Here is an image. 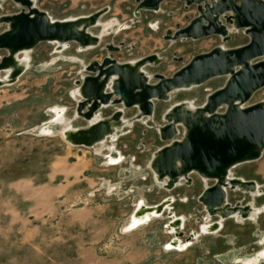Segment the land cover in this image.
<instances>
[{"label":"rangeland","instance_id":"obj_1","mask_svg":"<svg viewBox=\"0 0 264 264\" xmlns=\"http://www.w3.org/2000/svg\"><path fill=\"white\" fill-rule=\"evenodd\" d=\"M35 1L37 9L56 21L108 9L102 22L118 21L128 28L121 31L115 27L98 47L86 52H80L75 43H70L63 53H58L55 42L40 43L29 51L30 67L19 82L0 88V264H241L235 259L261 254L264 213L243 222L234 217L222 221L218 215L210 216L199 201L205 189L215 185L214 181L193 173L191 185L183 183L173 191L156 181L151 160L170 143L161 140L157 128L144 122L126 126L124 135L114 142L124 161L109 166L107 148L101 154L94 149L73 148L59 134L63 125L52 123L53 108L60 107L67 110V122L76 128L86 126L83 119L75 117L79 97H73L72 92L78 88L77 81L90 75L86 67L92 62L102 63L111 54L119 64L157 55L161 64L149 65L145 71L169 78L193 57L216 47L244 46L249 37L240 31L232 35L229 43L217 36L200 41L166 40L168 31L174 33L198 16L195 5L187 8L179 0H167L159 11H142L140 17L135 15L136 0ZM2 2L0 19L24 9L13 0ZM7 29L8 25L0 22V35ZM91 31L98 36L102 28ZM109 45L120 51L111 53ZM7 55V51L0 50V61ZM225 82L224 77L216 78L175 92L168 102H155V124L166 125L165 113L179 103L190 101L201 107L208 95ZM258 103H264V88L247 105ZM116 109L103 110V117H110ZM136 113V109L126 110L125 119ZM46 126L54 134L37 133L38 128ZM182 133L181 129L175 139L180 140ZM232 173L236 178L259 183L260 194L229 190V203L264 207V154L257 161L234 167ZM168 197H175L172 212L186 219L184 229L178 232L183 234L182 241L201 233L206 222L222 221L223 229L200 235L185 252L166 250L175 236L169 227L168 211L136 232L124 231L140 200L145 198L148 205L155 206Z\"/></svg>","mask_w":264,"mask_h":264},{"label":"water","instance_id":"obj_2","mask_svg":"<svg viewBox=\"0 0 264 264\" xmlns=\"http://www.w3.org/2000/svg\"><path fill=\"white\" fill-rule=\"evenodd\" d=\"M13 1L24 9L17 15L0 19L1 23L8 25L7 31L0 35V50L8 53L0 61V71L8 67L12 56L30 51L43 42L67 46L75 43L80 50L100 45L99 39L90 35L88 30L98 27L97 22L103 16L101 11L79 17L76 21H53L47 13L34 7L35 0ZM165 1L136 0L135 15L140 17L142 11L157 12ZM179 1L187 8L195 5L198 16L186 27L178 28L174 33L168 31L166 40L200 41L217 36L229 43L233 34L242 31L249 37V42L232 49L216 47L197 55L169 78L162 75L147 77L145 68L149 65L156 67L162 62L157 55L138 60L135 66L132 62L117 63L112 54L102 63L92 62L86 67L90 75L76 82L81 96L75 117L83 119L87 123L83 128L89 129V121L97 115L102 116L103 110L116 106V111L107 119L119 122L125 119L126 110L136 109V115L126 120L144 122L151 127L146 122L154 120L155 102H168L175 92L202 86L216 78H226L224 86L208 95L206 102L194 112L179 103L165 113L166 125L151 127L159 130L162 141H170L151 160L154 178L157 176L159 182L167 180L168 185L162 186L169 191L177 188L181 177H188L182 182L191 185L190 175L193 173L214 181L215 185L206 188L199 201L210 216H220L218 209L227 200L223 186L228 187L225 179L229 170L257 161L264 153V103L247 105L254 94L264 88V0ZM107 49L111 53L120 51L119 47L112 45ZM153 79L155 83H151ZM181 129L182 138L177 140ZM85 130L80 131L76 142H70L72 147L90 148L99 142L96 139L85 141ZM91 130L104 133L99 127ZM231 183L235 187L238 181ZM254 183L248 181L247 189H253ZM237 205L231 208L227 219L237 212ZM230 207L229 204L226 208ZM170 218L169 227L173 226L171 215ZM176 236L182 238L183 234L177 233ZM194 239L196 237L192 234L187 241L191 243Z\"/></svg>","mask_w":264,"mask_h":264},{"label":"bare ground","instance_id":"obj_3","mask_svg":"<svg viewBox=\"0 0 264 264\" xmlns=\"http://www.w3.org/2000/svg\"><path fill=\"white\" fill-rule=\"evenodd\" d=\"M34 7H36V1H34ZM106 12H107L106 10H103L100 13L104 16L106 14ZM78 18H70L68 21H76ZM51 19L54 21L53 18H51ZM97 26L102 28V31L100 32V34L98 36H95L93 34V31H91V29L88 30V33L90 35H93V36L97 37L99 39L100 43L102 42L103 38L108 35V32L110 30H114L115 27L118 30H121V31L122 30H126L128 28L125 25L120 24L118 21H110V22L104 23L100 19L97 22ZM153 26H154V28H157V25L153 24ZM80 29L82 30L83 27L80 28ZM67 48H68V46L66 44L58 43V53H63ZM95 48L96 47H94V46L92 47L91 46V47H88V48H85V49H81L80 52H86V51H89V50H93ZM222 48L226 49L224 46H222ZM30 63H31V54H30L29 51H24V53L21 54V55L17 54V55L12 56L10 58V60L8 61V67L5 68L3 72L0 71V83L3 85V87L4 86H12V85H15L16 83H18L20 78L23 77L24 74L29 69ZM136 63L137 62L134 61L131 64L133 66H135ZM52 67H50V68H52ZM145 73H146L147 77L150 79L151 78V74H149L146 71H145ZM72 96L75 97L76 99H78V97L81 96L80 88H77L76 90H74L72 92ZM182 103L184 104V108L188 109L190 111L194 112L196 110V108H197V106H195L194 102L185 101V102H182ZM66 112H67V110L64 109V108H60V107L53 108L54 117L52 119V123L62 124L63 125V127L61 126L62 128L59 131V134H60V136L62 137V139L64 141L69 143L68 145L72 146L70 144V142H76L77 139H79L80 131L85 130L87 128H83V127H77L76 128V127H74L71 124V122H67L66 119H65ZM89 123H90L89 129L85 130L86 131L85 132V134H86L85 141L96 139L99 142H96L95 145H93L92 147L87 148V149H94V151L96 153L101 154V153H103L102 150L104 148H107L108 153L105 155V157L107 159L108 165L109 166H118V165H120L124 161V158H123L122 154H120L118 152V150L115 148L114 142H116L118 140V138L121 136L122 131L125 128V126L131 125L133 123V120L131 121V120H126V119L123 118L119 122H115L111 118L107 119V118H104L103 115L102 116H100V115L98 116L97 115V116H95V118L93 120L89 121ZM146 123L149 126H151V127L156 125L155 124V120L152 121V119H149L148 122H146ZM93 127H99L100 130L104 131V133L103 134L94 133L91 130ZM38 132L39 133H43V134H54L53 131L47 126L45 128H38L37 129V133ZM107 136H110L109 139L112 142L111 145L108 144L109 140L107 139ZM136 174H138V173H136ZM187 178L188 177L179 178L178 183L176 184V187L182 186L183 185L182 181L186 180ZM133 179H135V178H133ZM156 180L158 181L157 176H156ZM233 180H237L238 181V183L235 185V187H232V183L231 182ZM247 182L248 181H246L243 178H236L233 175L232 170H229L228 176L225 179V184L228 185V187L232 188V190L241 191L243 193L250 192V194L252 196H258L260 194L259 183L255 182L254 183V188L251 189V190H248L247 189L248 188L247 187V185H248ZM159 183L161 185H163V186H167L168 185L167 180L163 181V182H159ZM228 187L227 186H223V189L225 190V192L227 194V200L218 209V211H220L218 214L221 216L220 218L222 219V221L226 220L227 217L230 216L229 213L231 211V208H234V206H232L229 203V200H228V197H229V189H228ZM144 199L140 200L137 203L136 208L132 212L128 223L124 227V231L128 232V233L129 232L132 233V231L139 230V228H142L144 226L149 225L153 220L163 217L164 214L166 213V210H167L168 213L172 216V224H173V226L170 227L171 234H174L175 236L172 238V241L169 242L166 245V250L169 251V252L170 251L171 252L172 251H175V252H185V251H187L189 249V247L192 245V243H190L188 241H182L179 237L176 236L177 233H178L177 230L184 229L185 224H186V219L184 217H178L175 213L172 212L170 207H171V205H173L175 203V197L165 198L160 204L155 205V206L148 205L145 202ZM229 204L231 205V207L230 208H226L227 205H229ZM256 207L253 204L248 205L246 207L242 206L241 204H238L237 205V212L233 215V217L235 219L239 220V221H242V222H243V220H246L247 218L255 219L258 215L264 213V207H262V208H256ZM222 221L221 222H217V223L206 222L201 228V233H199V232L198 233H193V235L197 238V237H199L200 235H203V234L204 235H208V234L218 233L219 231H221L223 229ZM263 261H264V251L261 254H259L258 256H254V257L246 258V259H235L234 262H238V263H241V264H261Z\"/></svg>","mask_w":264,"mask_h":264},{"label":"flooded vegetation","instance_id":"obj_4","mask_svg":"<svg viewBox=\"0 0 264 264\" xmlns=\"http://www.w3.org/2000/svg\"><path fill=\"white\" fill-rule=\"evenodd\" d=\"M155 120V119H154ZM244 179V178H243Z\"/></svg>","mask_w":264,"mask_h":264},{"label":"crops","instance_id":"obj_5","mask_svg":"<svg viewBox=\"0 0 264 264\" xmlns=\"http://www.w3.org/2000/svg\"><path fill=\"white\" fill-rule=\"evenodd\" d=\"M74 148V147H73Z\"/></svg>","mask_w":264,"mask_h":264}]
</instances>
